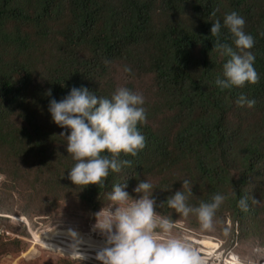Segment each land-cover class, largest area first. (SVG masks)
I'll list each match as a JSON object with an SVG mask.
<instances>
[{"label":"trees","instance_id":"obj_1","mask_svg":"<svg viewBox=\"0 0 264 264\" xmlns=\"http://www.w3.org/2000/svg\"><path fill=\"white\" fill-rule=\"evenodd\" d=\"M230 11L244 17V30L254 37L259 79L221 90L214 80L227 58L212 50L217 37L210 35V23H222ZM260 32L264 0H0V220L16 216V209L29 219L49 215L65 201L95 218L112 184L127 181L126 191L135 197L133 187L145 179L153 186L154 210L193 227L200 223L195 215L158 207L187 179L193 206L215 193L225 196L213 218L223 226V238L236 226L239 237L257 238L264 250ZM219 40L231 44L227 29ZM125 65L130 73L123 72ZM119 74L129 80L122 86L144 97L146 120L138 130L145 147L135 157L121 156L131 166L110 172L103 186L83 189L67 178L74 161L58 136L61 128L51 121L48 101L61 99L72 86L109 96L121 86ZM134 81L146 83L145 94ZM241 92L254 99L253 106L234 103ZM242 197L246 210L238 207ZM1 236L0 246L17 243Z\"/></svg>","mask_w":264,"mask_h":264},{"label":"clouds","instance_id":"obj_2","mask_svg":"<svg viewBox=\"0 0 264 264\" xmlns=\"http://www.w3.org/2000/svg\"><path fill=\"white\" fill-rule=\"evenodd\" d=\"M210 24V35L217 37L212 50L227 58L214 84L228 90L256 83L259 77L251 51L255 41L244 30V17L230 11L224 14L222 23L213 20ZM222 28L230 34L231 44L219 40ZM258 34L264 36V32ZM122 70L131 72L127 65ZM45 95L51 97V89ZM234 103L251 107L255 101L241 92ZM143 105L144 97L125 86L116 87L109 96H98L84 86H72L61 99H49L51 121L61 128L58 136L64 138L66 152L74 161L67 170L73 185L83 189L88 185L103 186L110 172L119 173L122 167L131 166L132 161L121 156L135 157L145 147V137L138 130V125L146 120ZM126 188L127 181L112 184L106 193L109 203L94 214L93 228L107 240L97 253L101 264H204V258L185 238L169 235L174 220L154 210L157 205L149 181L137 180L132 189L135 197ZM191 195L192 186L185 179L181 188L158 207L166 204L181 216L195 215L202 229H210L225 196L215 193L209 201L193 206L188 203ZM238 207L247 209L245 198L239 199Z\"/></svg>","mask_w":264,"mask_h":264},{"label":"rangeland","instance_id":"obj_3","mask_svg":"<svg viewBox=\"0 0 264 264\" xmlns=\"http://www.w3.org/2000/svg\"><path fill=\"white\" fill-rule=\"evenodd\" d=\"M118 79L121 86L129 82L128 78L120 74L118 75ZM133 85H135L137 90L145 94L147 88L146 83L134 81ZM2 181L3 176L0 175V183ZM108 203L102 207L107 206ZM16 210V216L14 217L22 216H17V214L20 213L18 209ZM0 216L3 217L5 215L0 214ZM26 219L28 220L29 218L26 217ZM29 222H31L30 229L35 234L39 235H42V233H45L47 230H62L74 234H89L95 239L106 238L105 235H102L98 230L93 228L95 218H91L87 214H84L77 204L71 201H65L56 211L49 215L32 216ZM25 225L30 233L28 223L24 220L18 222L14 221L11 217L9 220H0V236L8 237L10 240H17V243L6 241V243L0 246V264H85V261L89 264H101V261L97 258V254H95L102 250L98 248L87 246L75 247L76 250L72 253L62 251L59 248L61 246L58 244H53L54 248L39 245H37V247L35 245V248H33L34 244L32 242L31 233L30 236H28L22 232L23 230L26 231ZM224 233L223 226L220 224L215 225L212 223L210 229H202L200 223L190 227L185 221L177 219L174 220V226L169 235L185 239L193 235L205 238L212 237L217 240V242H221L223 249H231V252L240 256L241 259L255 260L264 258V250L259 246L260 244L257 238L252 236L246 238L239 237L236 226L230 234H227L223 238L222 235ZM251 246L252 248L250 249ZM31 248L33 249L30 251ZM93 249H95V251L90 252V250ZM199 255H202L204 262L207 264L208 261L206 257L208 255L202 253H199ZM211 255L212 254L209 256Z\"/></svg>","mask_w":264,"mask_h":264},{"label":"bare ground","instance_id":"obj_4","mask_svg":"<svg viewBox=\"0 0 264 264\" xmlns=\"http://www.w3.org/2000/svg\"><path fill=\"white\" fill-rule=\"evenodd\" d=\"M9 217L13 218L14 221L20 222L24 220L28 223L29 231L32 237V242L34 244L33 248H35V245L36 247L37 245L53 247V244H58L59 246H61L59 248L62 251L72 253L76 250L75 247L87 246V247H92V248L103 249L107 243L106 238L95 239L93 236L89 234H83V233L74 234V233L62 231V230H47L45 231V233H42V235L35 234L30 229V222L29 220L26 219V217L24 216H19V217L9 216ZM213 241L214 240L211 238H205V237L196 238L194 236H191L188 239V242H190V244L198 251V253L208 255L206 257L208 261L207 264H210V263L213 264L211 260H208V257L210 254H212L211 256L215 257L214 264H216L217 260H219L221 256L220 253H218L219 249L216 250V248H218V243H215ZM33 248H31L30 251ZM94 251L95 249L90 250V252H94ZM225 263L226 264H239L240 261L236 256L231 255V258L226 259ZM204 264L206 263L204 262Z\"/></svg>","mask_w":264,"mask_h":264},{"label":"built area","instance_id":"obj_5","mask_svg":"<svg viewBox=\"0 0 264 264\" xmlns=\"http://www.w3.org/2000/svg\"><path fill=\"white\" fill-rule=\"evenodd\" d=\"M194 237L200 238L199 236H194ZM206 238H211V239L214 240L213 242L218 243V248H216V250L219 249L218 253H220L221 256H220L219 260H217L216 264H226L225 263L226 259H230L231 255H234V256H236L239 259V261H240L239 264H246V263L247 264H264V258L255 259V260H244V259H241L240 256H238L237 254L232 253L231 249H228V250L223 249L221 242H217V240H215L212 237H206ZM188 239L189 238H186L187 241H188ZM208 260H211V262H213V264H214L215 257L209 256ZM210 264H212V263H210Z\"/></svg>","mask_w":264,"mask_h":264}]
</instances>
